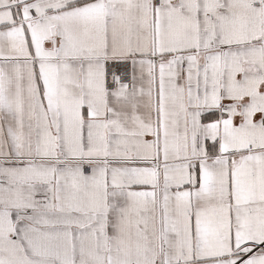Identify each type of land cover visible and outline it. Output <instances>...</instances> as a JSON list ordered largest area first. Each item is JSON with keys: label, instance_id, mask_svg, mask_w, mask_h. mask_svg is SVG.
<instances>
[{"label": "snow or ice", "instance_id": "6c2138e0", "mask_svg": "<svg viewBox=\"0 0 264 264\" xmlns=\"http://www.w3.org/2000/svg\"><path fill=\"white\" fill-rule=\"evenodd\" d=\"M0 264H264V0H0Z\"/></svg>", "mask_w": 264, "mask_h": 264}]
</instances>
